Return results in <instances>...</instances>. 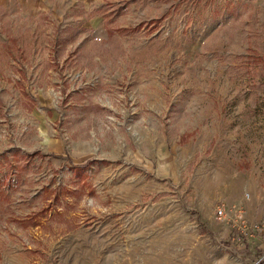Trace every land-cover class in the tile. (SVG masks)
Wrapping results in <instances>:
<instances>
[{
    "label": "rangeland",
    "instance_id": "rangeland-1",
    "mask_svg": "<svg viewBox=\"0 0 264 264\" xmlns=\"http://www.w3.org/2000/svg\"><path fill=\"white\" fill-rule=\"evenodd\" d=\"M222 202L264 208V0H0V264H241Z\"/></svg>",
    "mask_w": 264,
    "mask_h": 264
},
{
    "label": "crops",
    "instance_id": "crops-1",
    "mask_svg": "<svg viewBox=\"0 0 264 264\" xmlns=\"http://www.w3.org/2000/svg\"><path fill=\"white\" fill-rule=\"evenodd\" d=\"M247 218H249L251 222L254 221L259 223L261 225L260 229L254 232L252 237L246 238L243 245L230 241V243L225 246L233 255H240L244 258V262L241 264H252L254 258L264 249V208L261 209L260 213H247ZM227 226H223V231L230 236V230L232 229L231 226ZM262 264H264V262Z\"/></svg>",
    "mask_w": 264,
    "mask_h": 264
},
{
    "label": "built area",
    "instance_id": "built-area-1",
    "mask_svg": "<svg viewBox=\"0 0 264 264\" xmlns=\"http://www.w3.org/2000/svg\"><path fill=\"white\" fill-rule=\"evenodd\" d=\"M215 212L219 219L223 220L226 217H229L230 226L232 229L230 235V241L235 243H239L243 245L245 243L246 238H250L253 236L254 232L260 229L261 225L257 222L249 221L243 214L241 210H233V213L229 216V212L227 211L226 205L224 202L219 204ZM264 262V249L258 254L256 258L252 261V264H262Z\"/></svg>",
    "mask_w": 264,
    "mask_h": 264
}]
</instances>
